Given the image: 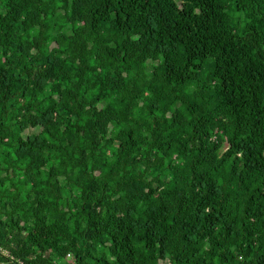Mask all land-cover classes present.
<instances>
[{"label":"trees","instance_id":"1","mask_svg":"<svg viewBox=\"0 0 264 264\" xmlns=\"http://www.w3.org/2000/svg\"><path fill=\"white\" fill-rule=\"evenodd\" d=\"M0 264H264V0H0Z\"/></svg>","mask_w":264,"mask_h":264}]
</instances>
